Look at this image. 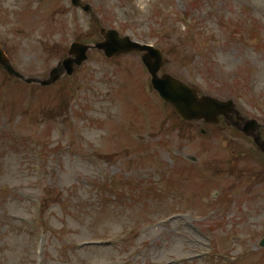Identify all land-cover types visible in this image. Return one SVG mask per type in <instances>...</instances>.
Wrapping results in <instances>:
<instances>
[{
	"label": "rangeland",
	"instance_id": "obj_1",
	"mask_svg": "<svg viewBox=\"0 0 264 264\" xmlns=\"http://www.w3.org/2000/svg\"><path fill=\"white\" fill-rule=\"evenodd\" d=\"M81 1L93 18L69 0H0V42L20 73L45 77L72 41L94 44L97 19L160 48L161 73L232 99L264 140V0ZM222 126L180 121L136 53L90 50L49 88L0 73V264H264V156ZM230 167L241 178L222 181ZM112 174L174 192L121 202L97 184Z\"/></svg>",
	"mask_w": 264,
	"mask_h": 264
},
{
	"label": "water",
	"instance_id": "obj_2",
	"mask_svg": "<svg viewBox=\"0 0 264 264\" xmlns=\"http://www.w3.org/2000/svg\"><path fill=\"white\" fill-rule=\"evenodd\" d=\"M72 3L77 5L78 0H72ZM84 9L87 10V7H84ZM100 33L103 36L104 41L96 44L95 48L108 55H110L109 52L112 54H120L122 52H129L132 50H145L146 53L143 55L142 59L147 65L148 71L152 76L155 89L162 95L165 101L169 102L174 109L185 118L189 120L198 121L204 119L205 122H216L217 116L219 115L227 116L229 114H235L233 106L230 102H217L216 100L208 97L198 98L195 92L186 87L184 84L175 82L168 76H161L158 78L156 74L162 65L160 56H157L150 50L141 49L128 42L118 40L115 32H105L101 30ZM87 49L88 46L73 44L68 52V58H66L58 68L54 69L45 80L26 79L25 81L38 82L42 85H48L59 78V76L63 73L62 69L67 74H71L73 72V65L79 66L86 59ZM72 55H74V59L70 58ZM0 68L17 78H21L9 66L8 61L3 56L1 50ZM249 125V123H245V126L241 128V131L248 134V132L251 133L253 128L256 129L255 126Z\"/></svg>",
	"mask_w": 264,
	"mask_h": 264
}]
</instances>
